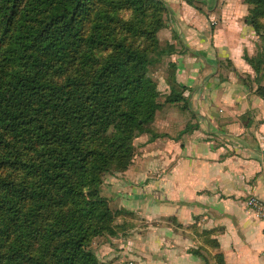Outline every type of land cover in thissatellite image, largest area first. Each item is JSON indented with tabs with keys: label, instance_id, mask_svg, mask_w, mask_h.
Returning a JSON list of instances; mask_svg holds the SVG:
<instances>
[{
	"label": "trees",
	"instance_id": "16d2710c",
	"mask_svg": "<svg viewBox=\"0 0 264 264\" xmlns=\"http://www.w3.org/2000/svg\"><path fill=\"white\" fill-rule=\"evenodd\" d=\"M106 1L87 19L90 0H0V264H99L89 246L115 217L103 177L129 169L162 108L148 73L163 3L152 31L126 26L129 40ZM147 2L124 4L144 21ZM245 2L264 39V0ZM142 34L155 43L136 46ZM170 84L165 103H181L185 88Z\"/></svg>",
	"mask_w": 264,
	"mask_h": 264
},
{
	"label": "crops",
	"instance_id": "0c3cea01",
	"mask_svg": "<svg viewBox=\"0 0 264 264\" xmlns=\"http://www.w3.org/2000/svg\"><path fill=\"white\" fill-rule=\"evenodd\" d=\"M166 1L172 24L161 38L174 46L170 64L184 100L156 115L154 131L166 138H138L132 166L104 187L135 219L101 257L264 264V220L247 206L253 196L264 202V40L246 22L245 0Z\"/></svg>",
	"mask_w": 264,
	"mask_h": 264
},
{
	"label": "rangeland",
	"instance_id": "374dc122",
	"mask_svg": "<svg viewBox=\"0 0 264 264\" xmlns=\"http://www.w3.org/2000/svg\"><path fill=\"white\" fill-rule=\"evenodd\" d=\"M111 1L115 5H120L119 9H117V12H116V14H117L116 18L112 17L114 22L111 25H113V27L116 28L117 30H120L122 27V30L120 32L122 33V35L124 37H127L129 40H131V39L128 37L129 33H127V31H126V26H127V28L130 29L131 27H128V26L132 24V27H133V24H135V26L138 29H141V30L143 29V31H146L147 29H150L151 31L153 30V27L151 26L154 22V19L152 18V13L154 12L153 5H152L153 1L163 3L161 5V8H158V12H157L159 15V18L161 17L160 22L164 23L165 27L169 23L172 24L171 19H169V12L171 13V12H173V10H170V7H168V3L166 0H147L148 2H147L146 12H145V16H144L146 20H144V21H140L139 18L137 19V17L129 9V7L126 4H124L125 0H111ZM88 5H89V8L91 9L92 15L91 14L86 15L87 19H89L90 16L92 18H94V15L97 16L100 11L105 12L106 8H107L106 12L109 13L111 11L110 8L112 7L110 2H107L106 0H104L103 3H102V0H90ZM200 10H202V9H200ZM248 16H249V14H248ZM112 18L104 19V20L101 19V21L107 23ZM146 22H150L148 27L145 25ZM263 23H264V21H263ZM139 24L141 27L139 26ZM123 26H124L125 30L123 29ZM163 29L159 30L156 33L157 43H155L152 39L144 36L143 34L135 36L133 38L136 46H138V47H146L148 45L155 43L153 46V49L155 50L157 48L156 49L157 52H155L154 56L152 57L154 61H153V65L150 66V68H149L148 75L158 86V91L160 92V97L158 99V102L161 103L162 107L166 104H169V103H165V101H166L167 97L171 94V92L168 96L165 95L164 87H162L160 85V81L166 73H167V76H165V78H168L170 80V82L172 81V78L174 75L176 77V70L173 69V71H172L171 68H169L171 65L170 61L173 58L171 52H172V49L174 48V46H168L166 44V42L164 41V39L161 38V32ZM262 40H264V39H262ZM105 54L106 53L103 52V55H105ZM170 90H171V87H170ZM179 90L182 91L180 87H179ZM182 108H185V106L183 105ZM152 125L147 127V129H148V131H150V133L146 132V133L142 134L141 136L149 135V136H151V139H152V135H159L160 136L159 138H166L165 134L156 133L155 131H157V130ZM141 136H139L138 138H140ZM138 138H136L134 140L135 158H136V155L138 153L137 146H135L136 140ZM121 174H123V173L107 174L103 177V181H102L103 183L101 186L100 194L104 199L108 200V203H109L108 205H109L110 209L112 210V212L115 214L114 215L115 217H114L113 221L110 223L111 231H109V232L107 231V232L102 233L100 236H96L91 241V244L89 246V250H91V252L94 254V257L99 264H107L106 262H103V258L101 257V254H100V249L104 246L106 247V245H107L109 247L108 249L115 250L114 247L117 245L116 240L118 238H122L125 235H127V233L130 232V231H128L129 230L128 228H132V226L134 224L135 218H134L133 213L130 211H126L123 208H120L119 201L118 200L115 201V199L111 198V196L109 194L107 196V194H106L107 189H104V187L107 188V186H109V184H107V183H109V180L114 181L115 179H118ZM111 184H112V182H111Z\"/></svg>",
	"mask_w": 264,
	"mask_h": 264
},
{
	"label": "built area",
	"instance_id": "2783aa9c",
	"mask_svg": "<svg viewBox=\"0 0 264 264\" xmlns=\"http://www.w3.org/2000/svg\"><path fill=\"white\" fill-rule=\"evenodd\" d=\"M247 206L253 211L258 219L264 220V202L257 197H250L247 200ZM264 258V253H263Z\"/></svg>",
	"mask_w": 264,
	"mask_h": 264
}]
</instances>
